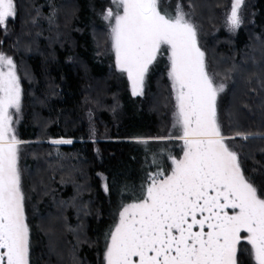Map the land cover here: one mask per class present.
I'll return each mask as SVG.
<instances>
[{"label":"trees","instance_id":"1","mask_svg":"<svg viewBox=\"0 0 264 264\" xmlns=\"http://www.w3.org/2000/svg\"><path fill=\"white\" fill-rule=\"evenodd\" d=\"M182 1L209 67L227 82L219 107L223 134L235 137L227 142L244 174L264 189V0H244L241 26L232 32L221 24L226 0ZM14 2L15 18L0 28V53L12 58L21 87L14 129L25 142L22 168L35 177L28 176L37 202L30 222L39 228L32 252L43 264H102L100 242L119 210L142 195L149 173L170 170L169 155L181 153L182 141L157 139L169 136L164 63L150 68L143 94L133 96L97 54L104 30L89 8L97 1ZM236 91L242 96L233 104ZM56 138L72 143L49 142ZM165 144L171 151L158 153L154 146ZM244 248L250 246L242 241L239 264H254Z\"/></svg>","mask_w":264,"mask_h":264},{"label":"snow or ice","instance_id":"2","mask_svg":"<svg viewBox=\"0 0 264 264\" xmlns=\"http://www.w3.org/2000/svg\"><path fill=\"white\" fill-rule=\"evenodd\" d=\"M111 3L117 11L109 8L103 17L110 21L116 69L127 75L133 96L143 94L150 67L167 51L173 128L180 135L157 139L182 141L183 155H169L170 170L149 173L142 195L119 211L118 222L105 234V264H239L242 241L250 246L243 251L254 264H264V189L244 174L237 152L226 143L235 137L222 134L217 96L224 85L215 84L209 72L192 13L184 10L182 0L174 11L164 0ZM242 4L231 0L230 31L241 26ZM16 14L14 0H0V28ZM20 106L15 65L0 53V264H30L18 168L25 142L18 139L10 112H19ZM235 135L248 139L251 134Z\"/></svg>","mask_w":264,"mask_h":264},{"label":"rangeland","instance_id":"3","mask_svg":"<svg viewBox=\"0 0 264 264\" xmlns=\"http://www.w3.org/2000/svg\"><path fill=\"white\" fill-rule=\"evenodd\" d=\"M95 1H97L95 6L94 5H90L89 6L90 11H91V16H92V19H93V23L95 25H98V26L102 27L103 30H104V35H102V36L100 35L99 40L95 42L97 54L99 56H101V57H104V58L108 59L109 66L113 69V71L117 74V76L124 77V79L126 81L127 88L131 92V87H130V83H129L128 79H127V75L125 73H121L120 71H118L116 69V66H115V53H114V50L112 49V45H111L110 21L105 20L104 17H103V13L107 9L112 8L113 11H117V9H116L115 5H113L111 3V0H95ZM182 3H183V1H182ZM243 3H244V0H243ZM176 4H177V0H164V6L169 8L170 10L174 11L175 8H176ZM243 7L244 6L242 4V6L240 8V11H239L241 19H243V16H244ZM184 10L185 11H190L186 5H184ZM230 10H231V0H226V3L221 8V24H222V27L227 32H232V31L229 30V27L227 26V23H226V17L230 13ZM191 21H192V23H194V25L197 28L196 21H195V19H194V17L192 15H191ZM111 23H114V21H111ZM50 27L52 28L53 25L50 24ZM97 38H98V36H97ZM47 39H48V37H47ZM197 40H198L199 47L201 48L200 43H199V37H198V29H197ZM205 61H206V64L208 66L210 74L213 75L215 84H217V85L223 84L224 85V91L218 93V96H217V110H218L219 121H221V117H220L221 115H220L219 107H220V104H221V99H222L223 93L225 92V88H226L227 82L225 80H223L222 78H219V75L216 72H213L211 70V68L208 65V61H207L206 57H205ZM162 63H164V74H165V77H166V85H167L166 87H167V96H168V104L166 106V113H165L166 120L164 121L165 122V134L164 135H170V134H179L180 135V129L178 127L177 128H173V123H174L173 113L175 112V98H174V93L172 91L171 80L168 77L169 60H168V54H167L166 50L164 51L163 55L158 56L157 61L150 68H152L154 66H157V65H160ZM17 78H18V76H17ZM239 96H242V92L241 91H236L233 94V96L231 97V103L235 104L237 102V99H238ZM10 112L12 113V118H13V125L12 126L14 128V124H15V122L17 120L18 112L15 109H10ZM221 131H222V134H223L224 129H223L222 123H221ZM224 136H226V135H224ZM164 137H168V136H164ZM60 139H62V138L51 139V140H49V142L52 143V141L60 140ZM64 140H68V139H64ZM226 143L229 144V142H227V141H226ZM154 147L157 148L158 153H160L162 150L171 151V145H166L165 144V145H157V146H154ZM231 148L233 149L232 146H231ZM21 150H22V148H21V145H20L18 168H19L20 174H21V188H22V191H23L24 197H25V199H24L25 222L29 226V242H30V253H29V255H30V260H32V259L35 260V261L39 260V262L41 264H43V262L40 260V255L37 254V252L33 253L32 249H31V245L34 244L35 242H37L36 237H37V234H39L38 233L39 228L37 229V224L35 222H33V223L30 222L31 215H35V213H36L35 205H36L37 202L33 199V194H34L33 190L28 185V180H29L28 176H30L31 173L30 172L26 173V171H24L26 169L22 168L21 158L23 156H21ZM233 150L237 152V150H235V149H233ZM180 152L181 153H180L179 157H181L183 155L182 148H181ZM23 171H24V174H25V178L23 176ZM30 177H32V179L35 180V177L33 175H31ZM25 179H26V181H25ZM75 196H77V195H75ZM58 205H60V204H58ZM60 206L54 207V211H59L60 210ZM122 208L120 210H122ZM118 217H119V212H118V214H117V216L115 218V221H114L112 227H114L115 223L118 222ZM63 230H64V232L67 231V229H65V228ZM58 231L59 230H57V232ZM100 243H101L100 251H101V256H102V264H105V261H104V251H105V246H106L105 238H103L102 242H100Z\"/></svg>","mask_w":264,"mask_h":264}]
</instances>
